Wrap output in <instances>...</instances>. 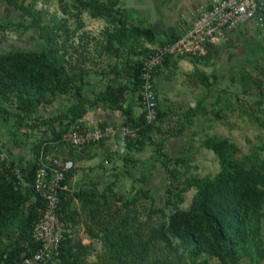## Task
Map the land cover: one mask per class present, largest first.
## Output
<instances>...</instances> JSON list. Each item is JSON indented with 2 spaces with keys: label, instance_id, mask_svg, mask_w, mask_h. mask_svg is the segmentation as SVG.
<instances>
[{
  "label": "rangeland",
  "instance_id": "obj_1",
  "mask_svg": "<svg viewBox=\"0 0 264 264\" xmlns=\"http://www.w3.org/2000/svg\"><path fill=\"white\" fill-rule=\"evenodd\" d=\"M85 1L91 5L85 7ZM95 1L0 0V55L39 50L49 44L42 31L58 33L64 69L90 101L80 120L87 127L100 120L91 112L115 113L102 102L94 103L111 86L129 88L125 105H131L136 116L142 113L134 64L173 34L184 33L193 20L186 19L187 0H98L103 7L111 6L128 30L150 27L155 32L154 42L139 36L130 49L110 35L119 28L111 16L94 15ZM62 24L72 32L65 47ZM156 88L163 117L149 137L131 142L114 137L84 148L60 141L46 145L48 154L69 156L75 163L68 185V233L77 264H123L115 259L113 240L128 232L150 240L153 255L165 264H179V257L187 256L179 239H173L174 249L154 238V230L167 225L177 209L191 208L197 188L187 187L186 180L215 178L221 172L208 138L227 141L226 156L245 172L259 171L262 179L255 182L260 187L264 183V28H241L203 59L167 60L158 70ZM77 98L74 91L51 95L25 111L26 96L0 97V104L13 112L9 120L0 116V159L12 157L16 167L33 161L43 139L71 126L65 114L70 115ZM14 113L21 114V123ZM121 116L122 122L127 120ZM19 179L24 190L29 184L24 175ZM31 202L25 204L26 212ZM21 220L15 219L12 228ZM261 238L264 245V216ZM203 258L221 264L215 256L204 254L198 260ZM238 264H253V259L244 255ZM256 264H264V258Z\"/></svg>",
  "mask_w": 264,
  "mask_h": 264
},
{
  "label": "trees",
  "instance_id": "obj_2",
  "mask_svg": "<svg viewBox=\"0 0 264 264\" xmlns=\"http://www.w3.org/2000/svg\"><path fill=\"white\" fill-rule=\"evenodd\" d=\"M97 1H95L94 15H106L107 13L112 17L114 23L119 24V28L111 32L110 35L120 44L133 49L134 38L138 39L139 36H144L149 42L156 40V34L150 27H134L128 30L126 22L113 12L111 6L103 7ZM15 3L18 4V2ZM82 3L85 7L91 5V1ZM0 27L3 25L0 24ZM61 29L63 31L61 36L64 37L62 47H65L72 36V32L66 24H62ZM180 35L173 34L169 40L162 44L175 40ZM42 36L48 39L49 44L39 50L10 52L7 55H0L1 100L8 98L10 94H17L20 97L26 96L27 104L23 110L27 111L42 100H47L51 95H64L74 91L78 97V102L70 108V115L65 114L68 116L71 126L57 132L54 130L55 133L49 140L43 139L41 141L36 158L25 165L18 166L25 181L29 184L24 190L22 180L15 173L17 163L14 158L4 157L0 159V264L17 263L25 256L31 255L38 247L39 243L33 236V226L45 206L42 195L35 188L37 169L40 165L38 161L40 151L44 149L49 153L46 147L47 144H50L49 142H62L64 133L73 125L80 123V120L87 114L88 108L85 105L86 102H90L83 97L82 86L77 85L75 78L70 77V74L64 69L59 54L62 48L56 41L58 33L46 30L45 32L42 31ZM150 52L152 49L141 56L133 66L134 87L139 92L140 104V92L143 84L141 61ZM171 58L175 57L166 56L162 66ZM128 89L126 86L108 87L94 103L102 102L111 110L122 112L127 117V120L121 122L122 124L138 127L140 129L138 138L149 137L156 123L163 117L159 100H157L158 120L154 124H148L143 109L142 113L136 116L133 107L125 105V93ZM12 114L13 112L8 107L0 104L1 117L9 120ZM14 116L21 123V114L14 113ZM108 124L116 123L104 121L98 126L104 127ZM126 141L131 142L133 139ZM142 141L139 140L138 142L141 143ZM131 144L134 145L135 143ZM206 144L218 154L222 166L221 172L215 178H190L186 180L187 187L197 188L191 208L188 211L177 209L170 216L167 225L162 224L160 229L154 230V238L159 237L174 249L176 246L173 239H179V244L187 253V256L179 257V264H210L206 258L198 260L204 254L219 258L221 264H238L244 255H249L253 259V264H256L264 258V245L261 238V220L264 216V183L260 187L254 178L262 179V176L259 171L248 173L233 163L231 158L225 154V150L229 147L227 141L211 137L207 139ZM74 169L66 174L64 184L67 187ZM68 189L69 187L61 192L66 232L59 254L42 264L78 263V256L73 252L74 246L70 244L71 236L68 233V226L70 225L68 214L71 204ZM31 199L30 208L26 212L24 206ZM18 218L22 220L18 227L13 229L14 220ZM5 237L11 241L6 243ZM137 238L129 232L114 238L113 245L117 255H119L115 256L117 261L123 264L166 263L165 260H160L153 255L150 240L143 241ZM151 257L153 263L149 262Z\"/></svg>",
  "mask_w": 264,
  "mask_h": 264
},
{
  "label": "built area",
  "instance_id": "obj_3",
  "mask_svg": "<svg viewBox=\"0 0 264 264\" xmlns=\"http://www.w3.org/2000/svg\"><path fill=\"white\" fill-rule=\"evenodd\" d=\"M250 26L264 28V0H215L195 15L190 27L178 38L153 47L141 61L143 84L140 96L146 123L154 124L158 120L156 76L166 56L202 59L213 46L229 41L236 31ZM139 130L122 123L104 127H87L78 123L64 133L62 142L82 148L114 137L134 139L138 137ZM38 161L35 188L45 204L33 226V236L39 245L31 255L10 264L45 263L59 254L66 232L61 192L68 188L64 180L67 172L75 168V163L71 158L48 154L44 149L40 151ZM15 173L19 178L23 177L20 168L16 167Z\"/></svg>",
  "mask_w": 264,
  "mask_h": 264
},
{
  "label": "crops",
  "instance_id": "obj_4",
  "mask_svg": "<svg viewBox=\"0 0 264 264\" xmlns=\"http://www.w3.org/2000/svg\"><path fill=\"white\" fill-rule=\"evenodd\" d=\"M186 4V12L185 14H190L188 15V18L191 20L197 15L199 12H201L203 9L209 7L215 0H187ZM245 28V27H244ZM239 31V30H238ZM177 58V57H176ZM115 113L112 114L111 112H104L103 110L97 112H91V115L93 114L96 118L100 119L98 122H96V125L99 123L108 121V122H114V123H121L122 122V112L116 110L114 111ZM113 118V119H112ZM66 158H71V157H66Z\"/></svg>",
  "mask_w": 264,
  "mask_h": 264
}]
</instances>
